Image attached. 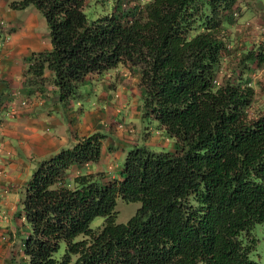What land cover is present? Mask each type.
Here are the masks:
<instances>
[{
	"label": "trees",
	"instance_id": "trees-1",
	"mask_svg": "<svg viewBox=\"0 0 264 264\" xmlns=\"http://www.w3.org/2000/svg\"><path fill=\"white\" fill-rule=\"evenodd\" d=\"M87 1L8 6L44 16L51 47L31 57L52 71L59 100L125 64L138 71L141 114L172 144L134 143L108 179L71 170L98 159V131L37 160L20 208L27 264H259L249 253L250 229L264 222V96L255 106L240 60L219 75L237 0H96L106 11L93 18ZM243 53L264 61L261 44ZM117 197L139 202L125 222L115 221Z\"/></svg>",
	"mask_w": 264,
	"mask_h": 264
},
{
	"label": "crops",
	"instance_id": "crops-1",
	"mask_svg": "<svg viewBox=\"0 0 264 264\" xmlns=\"http://www.w3.org/2000/svg\"><path fill=\"white\" fill-rule=\"evenodd\" d=\"M9 1L0 0L1 26L7 34L5 39H0V212L17 207L14 184L18 190H24L35 160L71 145L76 137L100 132L99 129L104 133L100 132L98 159L72 165L71 170L110 171L106 179L116 175L120 168L115 166L119 148L111 149V144L120 145L132 139L134 121L142 116L138 71L122 63L99 78L92 76L81 83L90 85L89 90L100 88L99 97L92 100L93 104L88 103L87 108L79 107L83 115L82 111L75 113L70 99L59 100L52 83V71L45 63L37 69L39 66L31 57L33 52L50 49L48 32L39 28L36 10L29 5L12 8L8 6ZM242 4L247 10L256 4L259 5L258 13L264 11V0H244ZM27 7L31 10L23 15L22 11ZM231 13L234 14L235 10L232 9ZM89 97L90 94L86 96ZM145 142L155 145V142ZM111 161L115 171H111V165L107 164ZM21 228L18 233L23 236L26 226ZM15 233L13 224H0V264H27L22 252V238Z\"/></svg>",
	"mask_w": 264,
	"mask_h": 264
},
{
	"label": "rangeland",
	"instance_id": "rangeland-1",
	"mask_svg": "<svg viewBox=\"0 0 264 264\" xmlns=\"http://www.w3.org/2000/svg\"><path fill=\"white\" fill-rule=\"evenodd\" d=\"M102 2H107V0H100ZM112 2L114 0H111ZM244 2V0H241ZM240 0H237V2L241 4H236L234 7L235 13L232 14L230 12L229 24L227 29V34L229 37V44L227 46V51L224 54V60L222 61V64L220 66V73L219 75H224L225 72H229V70L234 69L236 72H238L237 68V62L239 60L241 61L240 66L244 65L245 72L242 75H245V80L249 81L250 84L253 86L255 90V106L259 104L262 100L261 97L264 96V61L261 63L256 62L255 59L247 60L246 63H244V60H242L244 53L243 51L247 48H250L251 46H256L257 44H261L264 47V11L257 12L259 9V5L252 4L254 7L250 10L246 9L244 7L243 2ZM96 2V4H95ZM98 1L96 0H88L87 3H92L91 5H86L84 8V12L86 15L90 18L95 17L99 13H103V11H106L105 7H102V5L97 4ZM110 2V0L108 1ZM144 0H119V3L122 7H126L127 5H134V4H142ZM258 4H260L258 2ZM29 7L33 8L32 10H36V12L39 15V28L44 29L48 32L47 23L45 21L44 16L42 13L32 4H29ZM27 10V11H25ZM28 7L22 11L23 15L27 14L29 12ZM132 74V73H131ZM90 85H82L80 84L75 94L68 98L72 102V107L75 110V113H81L79 107L87 108L89 105L88 103L93 104L94 100H97L99 97V89L96 87L95 90H89ZM90 94L89 98H86ZM75 100L78 101V103H74ZM93 100V101H92ZM81 103V105H79ZM100 105V104H99ZM80 111V112H79ZM83 115V111L81 113ZM135 130L131 132L132 139H129L128 142H121V144L112 143L111 149H117L119 148V152L116 154L115 157V166L120 167L124 161V157L127 153V151L133 146L134 143H140L141 141L148 140L149 142H155L154 149H162V150H168L171 147L172 139L169 137L165 139L164 133L161 131H157L156 122L154 120H151L145 116H141L136 118L134 121ZM101 133H104L102 129H99ZM146 132L148 134H146ZM106 133V132H105ZM146 134V135H145ZM158 135V136H157ZM167 140V142H166ZM102 144L104 145V140H102ZM122 148V149H121ZM36 160L33 162V167L30 168L29 174L30 175L32 169L36 165ZM108 166L111 165L110 170L115 171L114 169V163L113 161L107 163ZM104 168L106 166L104 165ZM106 176L109 177V172H105ZM19 187L14 184L13 190L15 191L14 199L17 207L14 209H11L10 211H3L0 212V224H13L14 230H16L15 235L19 238H22V234L18 233L23 226L21 223V216H20V208H21V201L24 198V190L20 189ZM18 198V199H17ZM139 206V202L137 201H123L119 197L115 199V205L114 209L116 210L115 215V221L116 222H125L128 217L133 214L136 210V208ZM103 216L97 215L94 216L90 220V226L98 225L102 222ZM25 228V226H24ZM21 228V229H24ZM13 230V229H12ZM11 231H8L9 234L12 233ZM250 234L253 235L256 240L254 242V245L249 253V257L256 261L259 264H264V222H257L255 223L252 228L250 229ZM16 251V248H15ZM27 261V260H26Z\"/></svg>",
	"mask_w": 264,
	"mask_h": 264
},
{
	"label": "built area",
	"instance_id": "built-area-1",
	"mask_svg": "<svg viewBox=\"0 0 264 264\" xmlns=\"http://www.w3.org/2000/svg\"><path fill=\"white\" fill-rule=\"evenodd\" d=\"M7 37V35L6 34H4V36H3V38L2 39H5Z\"/></svg>",
	"mask_w": 264,
	"mask_h": 264
}]
</instances>
